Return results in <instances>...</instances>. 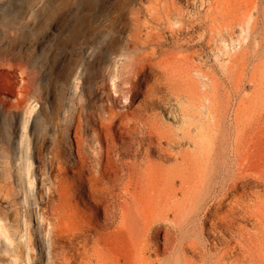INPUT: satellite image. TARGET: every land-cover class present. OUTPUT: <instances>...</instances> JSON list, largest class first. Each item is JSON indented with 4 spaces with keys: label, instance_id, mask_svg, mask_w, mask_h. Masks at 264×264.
<instances>
[{
    "label": "bare ground",
    "instance_id": "obj_1",
    "mask_svg": "<svg viewBox=\"0 0 264 264\" xmlns=\"http://www.w3.org/2000/svg\"><path fill=\"white\" fill-rule=\"evenodd\" d=\"M198 1L208 4L202 31L208 37L191 32L179 37L184 25L170 29L172 41L149 30L119 52L127 61L126 108L102 103L92 117L101 128L93 134L105 144L96 150L98 169L112 168L114 161L126 179L88 180L84 186L82 177L72 184L56 178L52 187L62 199L40 205L42 241L36 240L40 250L33 264H264V0L230 9L218 0ZM207 47L224 82L205 63ZM258 47L259 62L250 63ZM108 69L105 65V75ZM247 76L253 87L259 77L258 95L242 93ZM162 101V112L148 113ZM166 118L186 122L173 126ZM77 128L81 160L83 134ZM154 148L174 163H153L148 152ZM139 154L143 157L136 159ZM249 194L253 201L245 200ZM80 198L88 210L78 206ZM249 219L252 230L239 222ZM17 233L13 236L0 215V264H9L5 251L21 264L26 236ZM27 242H35L31 232Z\"/></svg>",
    "mask_w": 264,
    "mask_h": 264
},
{
    "label": "rangeland",
    "instance_id": "obj_2",
    "mask_svg": "<svg viewBox=\"0 0 264 264\" xmlns=\"http://www.w3.org/2000/svg\"><path fill=\"white\" fill-rule=\"evenodd\" d=\"M189 1L0 0V215L13 236L16 234V237L18 231L26 236L21 264H33L40 250L36 242L42 241L37 226L40 205L55 206L62 199L52 187L56 178L72 184L82 177L84 186L88 180L100 184L112 182L117 176V183L126 179L122 171L115 169L114 161L110 164L112 168L98 169L96 150L105 144L101 137L93 134V130L101 128L92 116L100 112L102 103L114 109L126 108L129 100L127 61L119 52L126 46L131 49L130 42L138 34L143 37L149 30L153 34L162 32L164 39L172 41L170 29L184 25L182 29L186 31L176 33L179 37L190 34L195 38L208 37L207 33H202L208 4L201 6L198 0ZM250 1L218 0V3L230 9L245 8ZM209 2L213 4L214 0ZM191 12L192 17H189ZM192 24L193 28L189 26ZM252 45L251 42L250 48ZM206 51L208 69L224 82L213 52L208 47ZM261 55L264 57V53ZM249 58L250 63L259 62V47ZM195 62L201 63L197 59ZM205 63H201L202 69L206 68ZM105 65L109 68L106 75ZM247 79L248 76L242 93L249 97L258 95L259 77L257 87ZM164 105V101L157 102L147 111L162 112ZM166 121L173 126L186 122L182 118L179 122L168 118ZM73 127H78L83 134L81 160H78ZM115 145L121 146L119 138L115 139ZM162 145L165 147L164 143ZM186 146L181 144L180 147ZM178 148L174 147L173 151ZM128 155H124L125 161L130 160L131 155ZM148 155L161 167L175 161L172 157H160L156 148L149 150ZM142 157L139 154L136 159ZM80 193L82 200L91 201L85 191ZM245 200L253 201L254 195H247ZM78 206L88 210L81 198ZM239 222L253 229L250 219ZM29 232L35 240L32 244L27 242ZM3 253L9 264H15L9 252ZM17 253L22 255V251Z\"/></svg>",
    "mask_w": 264,
    "mask_h": 264
}]
</instances>
